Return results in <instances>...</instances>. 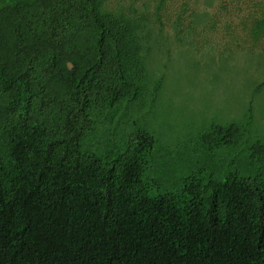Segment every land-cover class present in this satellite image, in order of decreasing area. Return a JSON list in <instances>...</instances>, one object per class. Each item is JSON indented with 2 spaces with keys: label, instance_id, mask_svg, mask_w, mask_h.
Instances as JSON below:
<instances>
[{
  "label": "trees",
  "instance_id": "obj_1",
  "mask_svg": "<svg viewBox=\"0 0 264 264\" xmlns=\"http://www.w3.org/2000/svg\"><path fill=\"white\" fill-rule=\"evenodd\" d=\"M138 26L105 0H0V264H264L260 176L151 197L149 133L114 157L82 150L96 112L144 91Z\"/></svg>",
  "mask_w": 264,
  "mask_h": 264
},
{
  "label": "rangeland",
  "instance_id": "obj_2",
  "mask_svg": "<svg viewBox=\"0 0 264 264\" xmlns=\"http://www.w3.org/2000/svg\"><path fill=\"white\" fill-rule=\"evenodd\" d=\"M139 23L145 77L139 99L93 116L84 152L101 158L124 150L143 130L155 143L142 178L153 197L177 192L190 176L230 174L264 180V0H105ZM235 124L238 136L216 148L204 140Z\"/></svg>",
  "mask_w": 264,
  "mask_h": 264
}]
</instances>
